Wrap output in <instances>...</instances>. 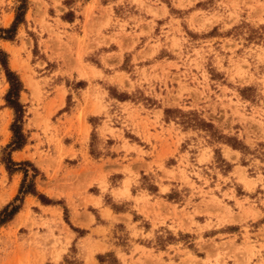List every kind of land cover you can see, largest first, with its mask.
I'll use <instances>...</instances> for the list:
<instances>
[{
	"label": "rangeland",
	"instance_id": "1",
	"mask_svg": "<svg viewBox=\"0 0 264 264\" xmlns=\"http://www.w3.org/2000/svg\"><path fill=\"white\" fill-rule=\"evenodd\" d=\"M27 1L24 22L12 41L0 40V48L23 85L19 102L25 110L27 143L11 159L28 161L38 170L37 193L45 197L61 187L70 200L71 177L78 181L91 172L86 186L98 183L102 203L116 209L108 191L114 178L108 180L104 163L132 174L129 153L136 154L133 163L149 157L148 168L157 170L154 179L182 184L168 197L187 198L181 218L175 213L170 227L159 219L154 224L157 234L140 239L155 249L168 248L165 255L154 257L158 264H264V245L250 234L251 227L264 223V0H120L114 8L101 6L99 0ZM18 5L16 0H0V28L10 27ZM73 17V25L61 21ZM139 37L140 43L122 58L123 38L133 45ZM111 42L120 51L109 60L102 46ZM8 87L0 66V210L17 195L23 177L20 172L11 177L1 163L14 118L4 102ZM79 102L102 114L91 125L97 128L102 119L100 133L119 138L124 154L117 148L110 152L109 141L102 150L93 129L89 155H79L84 168L72 171L78 160L60 140L57 113ZM142 113L153 114L154 121L141 118ZM78 119H83L81 113ZM156 128L159 132L151 134ZM78 132L87 136L84 127ZM128 142L146 145L149 151L129 148ZM111 153L112 161L106 159ZM97 159L101 165L95 167ZM28 170L27 181L32 175ZM143 181L153 189L148 177ZM86 186L75 192L83 210L89 204L97 207L88 211L106 225L96 235L121 243L125 226L109 212L97 213L101 205L87 195ZM97 190L91 186L88 191ZM47 199L59 207L43 208L28 199L20 213L0 227V264H119L111 251L93 257L106 245H91L90 239L84 260L74 244L60 259L70 243L69 229L76 228L66 201ZM249 221L256 223L249 226ZM227 224L243 235L210 236ZM126 227L132 231L130 238H136L134 226ZM120 258L128 264L124 255Z\"/></svg>",
	"mask_w": 264,
	"mask_h": 264
},
{
	"label": "crops",
	"instance_id": "2",
	"mask_svg": "<svg viewBox=\"0 0 264 264\" xmlns=\"http://www.w3.org/2000/svg\"><path fill=\"white\" fill-rule=\"evenodd\" d=\"M120 0H99V3L101 6L106 7L107 5H111L112 8L116 7ZM92 2V0H91ZM113 10V9H112ZM73 17L70 20L64 19L61 20L62 22H66L68 25L74 24ZM141 41V38L134 42L133 45H131V42L129 39L123 38L122 42V48L121 50V57L123 58L124 55L132 51ZM127 46V49L124 48ZM103 48H106L104 50V55L109 57V60H112L116 57L117 54H119V45L111 42L109 44H106L102 46ZM121 62L120 57L118 60L117 65ZM103 72V71H102ZM108 100V96H106ZM107 99H104V102L107 104ZM119 104H124L126 101H119L116 99H113ZM112 106L116 105H110V108ZM137 106V105H135ZM61 109V108H60ZM139 111V110H138ZM60 112V111H59ZM82 114L83 119H78L79 114ZM110 114H112V111H109ZM59 115V121L61 124H58V134L60 137V140L62 141L63 146L67 151L72 149L76 156L74 159H77V165H74L75 167L71 168L72 171L77 170L81 171L84 168V163L82 161L81 153L85 154L87 153L89 155V136L92 130L94 129L97 131V140L99 141V147L103 150L105 144H108V150L110 152H115L117 149L119 150V154H124L121 146L123 145L122 141L119 140L116 136H112L111 134H101L100 129L103 127L102 122L103 120L100 119V123L97 125V128H93L91 125V120L96 117H101L99 114H94L91 112V106L88 104H84L83 102H79L78 104L73 105L69 109V111L57 113ZM64 115V116H63ZM141 118H149L150 121H154L153 114L151 113H142ZM58 120V119H57ZM160 125V120L157 122V126ZM80 127H84L85 131L87 132V136L79 135L78 129ZM127 128L129 129L130 133L136 135L135 130L133 126L128 123ZM164 129V128H163ZM159 128H156L155 131L150 129V133L153 134L154 132H159ZM165 137H167L165 135ZM140 140H142L141 137H139ZM125 139V138H124ZM127 146L129 148L140 147L144 149L146 152L149 151V149L146 147V145L139 146L136 144H133L131 142L127 143ZM117 148V149H116ZM21 151H15L12 152V155L20 154ZM111 153V157H106V159H109L110 161L114 160L115 155ZM80 155V156H79ZM104 156V155H103ZM113 156V157H112ZM129 160L127 164H130L131 172L132 174L122 172V168H114L110 165L109 162L104 163L105 169L107 173L108 180L110 178H114V185L113 188L110 187V196L112 197L113 202L117 206L116 209H111V207L107 208L102 203L100 190H99V184L95 183L91 185L92 187H96L97 193H89V189L91 186H86L88 183L90 177L93 175V173L88 172L87 175L82 176L83 178L79 179L77 181L75 176H72V186L70 196L71 199H67V191L63 188H55L50 192V194H44L45 198H51L56 200L63 199L66 201V206L69 209L70 217L69 221L72 226L76 228V231H72L69 229V232L71 234V239L69 245L66 247L65 251L60 255V259L64 257L66 251L69 247H71V244L79 245L77 248L78 255L81 257L82 260H84L88 247L85 246V242L90 239L91 245H100L104 244L106 245L104 250H98L94 253L93 257L95 256H102L105 252H112L113 255L116 257L117 262L119 264H123L122 259L120 258V255H124L126 258V263L130 264L131 262L141 264H158L160 261H155L154 257L159 256L158 254H166L168 251L167 247H163L162 249H155L153 246L148 245L147 243H144L140 239L142 237H145L146 235H156L157 230L154 229V226L158 225L159 219H164V224L167 227H170V225L175 221V213L178 215L179 218L182 217L181 209L184 207V204L186 203V197L183 196V199L180 197L178 199H171L168 197V194L172 193V191H178L182 187V184L178 180H170L167 179L165 181L159 182L156 178L154 179L153 173L154 171H157L156 168L151 166L148 168V164L151 163V159L148 157L143 158V162L138 161L134 162L136 157V154L129 153ZM68 160H73L71 158H67ZM100 159H97L95 163V167H98L101 165L99 162ZM105 160V159H103ZM178 160L173 165H169V167H166L167 170H169L171 167H175L177 165ZM126 166V164L122 165ZM166 166V165H165ZM95 169V168H94ZM96 172L99 171L98 168L95 169ZM5 172V170H4ZM14 175H11V177ZM2 174L0 173V178H2ZM8 176V178H11ZM148 177L149 181L151 182V186L153 189H148L143 184V178ZM157 177L159 178L160 175L157 174ZM129 181L128 187L126 188V182ZM9 181V180H8ZM86 186V192L87 195H90L93 200L92 201H98L99 205H101V208H98L99 211L97 212L99 215L103 212H109L110 216L116 217L118 219V222L122 223L125 226V239L124 237L121 238V243L112 244L107 240L104 241L103 237L96 235V231L103 228L104 224L100 223V221H97L95 217L88 211L89 207L97 208L91 204H89L86 207V210H83V207H81V200L78 198L75 190L77 188H80L82 186ZM18 183H15L14 188H17ZM162 188H166V191L163 192ZM224 190V189H222ZM99 192V193H98ZM28 199H34L40 207L48 208V209H55L59 207V204L51 203H41L37 198L33 195H26L24 197V202ZM89 199V198H87ZM98 199V200H96ZM23 202V205H24ZM175 207V209H174ZM20 213V212H19ZM18 213V214H19ZM194 220L196 222H199L200 224L201 219L194 217ZM132 224L134 226L135 231L137 232L136 238H130L132 237V231L129 230L126 226L127 224ZM256 222L249 221V226H253ZM155 224V225H154ZM60 227V226H59ZM219 230H222L221 232ZM210 232V231H209ZM233 235V234H239L243 235L241 231L234 228L233 224H227L224 226L219 227L216 230H212L210 233V236L215 237L218 235ZM250 234L253 235V239L258 244L264 245V223H259L258 225H255L254 227H251ZM139 239V240H138ZM116 240H119L116 238ZM133 240V241H132ZM84 245V246H83ZM81 246V247H80ZM261 256L264 260V251L261 252ZM162 261L164 263H167V259L162 257ZM51 262V261H49ZM175 262V261H174Z\"/></svg>",
	"mask_w": 264,
	"mask_h": 264
},
{
	"label": "trees",
	"instance_id": "3",
	"mask_svg": "<svg viewBox=\"0 0 264 264\" xmlns=\"http://www.w3.org/2000/svg\"><path fill=\"white\" fill-rule=\"evenodd\" d=\"M19 5L15 11V17L10 27L0 28V40L12 41L16 35L17 28L24 22V15L27 10V0H16ZM0 66L4 71L6 82L8 83V91L4 96L6 107L13 111V121L10 125L12 134L10 142L2 149L1 163L4 164L5 170L9 175L13 173H22V180L17 192V195L11 202L6 204L0 210V227L9 223L14 216L19 212L26 195H33L38 198L41 203L51 204L52 201L37 193L34 180L39 174L38 170L28 161L14 162L11 159L12 152L20 151L27 143V136L23 131V118L25 114L24 106L19 102L20 93L23 90V85L18 75L8 66V55L0 48ZM234 149V146H231ZM30 168L32 175L28 178V169ZM66 212V210H65ZM65 221L67 222L66 218Z\"/></svg>",
	"mask_w": 264,
	"mask_h": 264
}]
</instances>
